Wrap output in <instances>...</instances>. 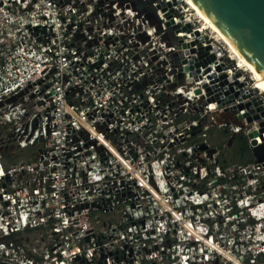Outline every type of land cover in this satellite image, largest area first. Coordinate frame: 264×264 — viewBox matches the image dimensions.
Masks as SVG:
<instances>
[{"label":"built area","instance_id":"built-area-1","mask_svg":"<svg viewBox=\"0 0 264 264\" xmlns=\"http://www.w3.org/2000/svg\"><path fill=\"white\" fill-rule=\"evenodd\" d=\"M153 7L0 0V264H264V151L224 170L207 140L259 131L264 93L186 1Z\"/></svg>","mask_w":264,"mask_h":264},{"label":"water","instance_id":"water-1","mask_svg":"<svg viewBox=\"0 0 264 264\" xmlns=\"http://www.w3.org/2000/svg\"><path fill=\"white\" fill-rule=\"evenodd\" d=\"M191 1L245 61L264 78V0ZM226 77L224 75L222 79ZM243 86V84L239 85L241 89ZM252 93L250 91L248 95L243 96V99L249 98ZM238 95L239 92L235 94V96ZM261 105H263L261 100L254 103H240L232 110L242 112L248 108L253 109ZM244 117L248 118L249 123L263 119L259 122L260 130L250 133L248 138L253 139L260 136L264 142V110L253 116L245 113L240 115L237 120L240 121ZM257 149L264 151V143L258 146Z\"/></svg>","mask_w":264,"mask_h":264},{"label":"trees","instance_id":"trees-1","mask_svg":"<svg viewBox=\"0 0 264 264\" xmlns=\"http://www.w3.org/2000/svg\"><path fill=\"white\" fill-rule=\"evenodd\" d=\"M207 140L211 147L220 151L219 164L224 170L232 166H247L257 163L262 156L260 149H254L250 146L248 138L243 132L235 134L229 127H212L207 133ZM35 151L34 147L24 150L18 149L13 156L8 155L7 158L14 162L31 161Z\"/></svg>","mask_w":264,"mask_h":264},{"label":"bare ground","instance_id":"bare-ground-1","mask_svg":"<svg viewBox=\"0 0 264 264\" xmlns=\"http://www.w3.org/2000/svg\"><path fill=\"white\" fill-rule=\"evenodd\" d=\"M190 5V7L201 17L202 21L206 25V27L211 30V32L215 35V37L223 43L232 57L247 71L251 73L255 83L259 87L260 91L264 93V78L250 65L248 64L245 59L230 45V43L223 37V35L215 28V26L206 18V16L194 5L191 0H184ZM229 75V73H228ZM258 142V140H255Z\"/></svg>","mask_w":264,"mask_h":264},{"label":"rangeland","instance_id":"rangeland-1","mask_svg":"<svg viewBox=\"0 0 264 264\" xmlns=\"http://www.w3.org/2000/svg\"><path fill=\"white\" fill-rule=\"evenodd\" d=\"M127 1L128 3L132 4L133 6H135V8H137L139 11L141 12H155L154 10V7H153V2L156 1V0H125ZM211 31V30H210ZM223 44V43H222ZM224 45V44H223ZM225 46V45H224ZM226 47V46H225ZM228 54L232 57V55L229 53L228 51ZM229 62V66H237V61L232 57V59H229L228 60ZM238 66L240 67L239 70L241 73H244L246 75V77H252L251 76V73L249 71H247L244 67H242L239 63H238ZM253 79V77H252ZM254 80V79H253ZM255 82V81H254ZM264 95V94H263ZM214 198H216L217 196L214 195L213 196ZM220 206H217L215 205L214 208L215 209H219ZM40 237V236H32V240L33 241H36V239ZM28 239V237H27ZM42 240V239H41Z\"/></svg>","mask_w":264,"mask_h":264},{"label":"flooded vegetation","instance_id":"flooded-vegetation-1","mask_svg":"<svg viewBox=\"0 0 264 264\" xmlns=\"http://www.w3.org/2000/svg\"><path fill=\"white\" fill-rule=\"evenodd\" d=\"M143 1V0H142Z\"/></svg>","mask_w":264,"mask_h":264}]
</instances>
